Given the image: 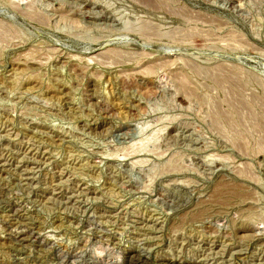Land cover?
<instances>
[{
    "label": "rangeland",
    "instance_id": "374dc122",
    "mask_svg": "<svg viewBox=\"0 0 264 264\" xmlns=\"http://www.w3.org/2000/svg\"><path fill=\"white\" fill-rule=\"evenodd\" d=\"M132 254L264 264V0H0V264Z\"/></svg>",
    "mask_w": 264,
    "mask_h": 264
},
{
    "label": "bare ground",
    "instance_id": "6f19581e",
    "mask_svg": "<svg viewBox=\"0 0 264 264\" xmlns=\"http://www.w3.org/2000/svg\"><path fill=\"white\" fill-rule=\"evenodd\" d=\"M137 255V254H135ZM130 256V255H129ZM145 261V260H144ZM143 262L140 257H136L132 254V256L129 257L128 264H139ZM174 264V263H173Z\"/></svg>",
    "mask_w": 264,
    "mask_h": 264
}]
</instances>
